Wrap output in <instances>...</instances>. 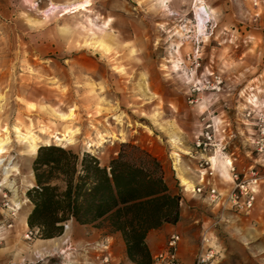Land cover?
Returning <instances> with one entry per match:
<instances>
[{"label": "rangeland", "instance_id": "1", "mask_svg": "<svg viewBox=\"0 0 264 264\" xmlns=\"http://www.w3.org/2000/svg\"><path fill=\"white\" fill-rule=\"evenodd\" d=\"M75 2L84 5L64 12ZM198 3L212 15L203 33L195 28ZM261 113L264 0H0V134L7 136L0 157L12 165L5 180L0 167L1 219L16 208L5 231L25 235L21 216L35 182L30 135L39 146L89 153L101 164L129 142L157 157L171 188L199 217L194 256L206 234L216 252L212 264H264V178L249 213L224 198L192 196L199 161L215 154L211 183L216 167L229 178V162L240 175L264 173V161L256 160L264 155L253 147ZM207 122L216 129L215 151L195 148ZM244 123L251 145L240 141ZM66 130L72 142L56 141L53 135ZM225 134H234L228 144ZM36 239L44 238L24 236L21 253ZM57 261L47 256L36 264Z\"/></svg>", "mask_w": 264, "mask_h": 264}, {"label": "trees", "instance_id": "2", "mask_svg": "<svg viewBox=\"0 0 264 264\" xmlns=\"http://www.w3.org/2000/svg\"><path fill=\"white\" fill-rule=\"evenodd\" d=\"M32 169L26 223L35 236L60 235L63 223L73 218L120 232L127 258L151 264L147 232L179 219L181 195L169 185L157 157L138 145L120 143L106 164L89 153L40 145Z\"/></svg>", "mask_w": 264, "mask_h": 264}, {"label": "crops", "instance_id": "3", "mask_svg": "<svg viewBox=\"0 0 264 264\" xmlns=\"http://www.w3.org/2000/svg\"><path fill=\"white\" fill-rule=\"evenodd\" d=\"M249 126L244 123V131H246V134L243 136L242 140L240 139V141L242 143L247 142L251 145L252 136H250V134L253 131ZM227 127L228 125L226 128ZM231 136H234V134L224 135L223 138L227 137L225 144L230 142ZM243 139L245 140L243 141ZM226 153L225 156L229 158V160L236 159L233 151L226 150ZM256 160L261 163L264 161V158L258 156V159ZM226 170L229 174V178L226 179L222 176L218 167H216L214 176H216L217 181L230 183L227 189L217 186L218 184H215L217 181L213 182L212 180V185L221 194L220 198L222 200L224 198L223 194L227 193L232 185L228 166ZM33 181L34 180H32V182ZM207 195V191L204 189L202 193L194 192L192 196L206 201L208 198ZM31 207L32 205L28 207L24 214L25 221ZM188 208L189 206L186 201L182 199L180 202L179 219L177 222L163 223L158 228L151 229L147 232L145 242L151 257H154V255L163 248L168 234L175 232L180 236V241L177 247V253L180 260L183 264H192L196 250L194 238L196 235L195 233L198 230L197 225L199 217L193 212V210ZM66 224L67 228L63 229L60 235L50 238L36 239L27 253H21L18 248L20 241L24 239V235L16 233L15 228L10 231H4L2 233V242L0 243V264H22L23 262H33L37 256L46 257L52 253L53 257L57 260H67L76 264H96L94 255L96 254L97 249H95L92 244L102 240L107 241L109 245L108 252L113 260L121 262V264H134L127 258L125 242L120 232H112L108 227H97L93 224H80L73 218L68 219ZM25 226L24 233L28 229L27 224Z\"/></svg>", "mask_w": 264, "mask_h": 264}, {"label": "built area", "instance_id": "4", "mask_svg": "<svg viewBox=\"0 0 264 264\" xmlns=\"http://www.w3.org/2000/svg\"><path fill=\"white\" fill-rule=\"evenodd\" d=\"M257 133L253 139L254 150L260 154L264 155V113L258 115L256 119ZM216 129L213 127L212 122H207L203 129L200 131L199 135L196 137L194 144L195 148L200 151H206L213 149V151L219 149V142L215 138ZM224 147H222L223 149ZM220 148V150H222ZM198 171L196 174V184L193 186L192 191L195 193H202L205 189L207 191L208 197L211 201H219L221 194L217 189L212 185L211 178L213 175V169L211 167L210 156L201 159L198 164ZM264 170V169H262ZM230 179L232 186L229 191L226 193L224 199L225 203L234 207L238 211L243 213H249L253 207L255 196L258 190L259 181L261 178H264V173L259 175L257 169H250L248 174H242L236 172L232 167V164L229 165ZM1 186V183H0ZM16 208L10 207L9 216L6 219H1L0 216V242L2 241V233L9 227L12 226V217L15 214ZM1 215V214H0ZM67 228V224L63 223V229ZM25 238L29 239L34 236L29 228L25 232ZM180 241V236L171 232L168 234L164 246L159 250L154 257H152L151 264H183L180 260L177 247ZM208 237L204 234L201 238V244L196 252L192 264H212L216 252L208 244ZM95 247L96 254L94 255V260L96 264H121V262L115 261L111 258L108 249L109 245L106 240L98 241L92 244ZM53 253L48 257H52ZM47 257V256H46ZM45 257L37 256L35 261L32 263L36 264L41 262ZM46 264H76L67 260H58L57 262H49Z\"/></svg>", "mask_w": 264, "mask_h": 264}, {"label": "bare ground", "instance_id": "5", "mask_svg": "<svg viewBox=\"0 0 264 264\" xmlns=\"http://www.w3.org/2000/svg\"><path fill=\"white\" fill-rule=\"evenodd\" d=\"M198 1V0H197ZM84 4L83 3H79V2H75L73 4H69V5H66L64 6V9H66L64 12H67V8L69 9H73V8H79L81 6H83ZM193 14H194V18L196 19V23L197 25L195 26L196 28V32H202L203 29H206V23H208L211 19H212V15L208 12V7H206L204 4L202 3H198L194 6L193 8ZM211 22V21H210ZM105 33V31H104ZM195 33V32H194ZM203 33V32H202ZM194 35V34H193ZM104 36V35H103ZM102 36V37H103ZM107 36V35H105ZM204 37L206 38V33H204ZM203 37V38H204ZM104 38V37H103ZM113 38V37H112ZM107 39V38H106ZM102 49V48H101ZM132 51V50H131ZM132 53V52H131ZM130 53V55H131ZM176 64V63H175ZM176 67V66H175ZM174 67V68H175ZM143 84L144 81H143ZM149 84V83H148ZM150 85V84H149ZM145 86V85H144ZM150 87V86H149ZM249 102H252V103H256V96L255 95H250L249 98H248ZM116 118V117H115ZM119 120V119H118ZM17 128V127H16ZM19 130V128H18ZM20 131V130H19ZM48 132V130H47ZM58 132V131H57ZM72 133L73 131H70V130H66L64 131L62 134H58V133H55L53 135V137L55 138L56 141H59V142H62V141H66V142H69L71 143L72 142ZM105 133V132H104ZM106 134V133H105ZM48 135V133H47ZM36 136V135H35ZM100 136V135H99ZM38 137V136H37ZM48 137V136H47ZM50 138V137H49ZM18 140V139H17ZM26 140V139H25ZM29 140H30V143H29V151L31 154L35 155L36 151H37V148H38V143L35 139L34 136H29ZM50 140V139H49ZM102 140V139H101ZM19 142V141H18ZM7 143V136L6 135H2L0 134V154L4 152V149H5V145ZM49 143L48 142H44V145H48ZM88 144V143H87ZM90 144V143H89ZM23 147V146H22ZM23 150V149H22ZM26 150V149H25ZM223 155V154H222ZM216 157V154L211 156L210 157V161H211V165L212 163H214V159ZM227 159V158H226ZM225 159V160H226ZM231 164V162H229V165ZM0 167L2 168V171H3V180H5L7 178V175H8V172H10V168H12V165L10 166L9 165V161L7 162H4V159H2L0 157ZM14 169V168H13ZM15 170V169H14ZM182 180V183L186 184L187 181L184 180V178H180ZM3 182V181H2ZM24 184V183H23ZM21 223L23 225H26V221L24 219V214L21 216Z\"/></svg>", "mask_w": 264, "mask_h": 264}]
</instances>
